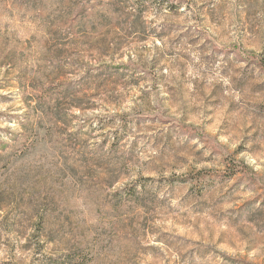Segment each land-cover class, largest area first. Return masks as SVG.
<instances>
[{
	"label": "clouds",
	"instance_id": "clouds-1",
	"mask_svg": "<svg viewBox=\"0 0 264 264\" xmlns=\"http://www.w3.org/2000/svg\"><path fill=\"white\" fill-rule=\"evenodd\" d=\"M0 264H264V0H0Z\"/></svg>",
	"mask_w": 264,
	"mask_h": 264
}]
</instances>
